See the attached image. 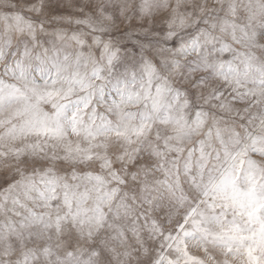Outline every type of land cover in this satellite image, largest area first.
I'll return each mask as SVG.
<instances>
[{
  "label": "snow or ice",
  "instance_id": "6c2138e0",
  "mask_svg": "<svg viewBox=\"0 0 264 264\" xmlns=\"http://www.w3.org/2000/svg\"><path fill=\"white\" fill-rule=\"evenodd\" d=\"M0 264H264V0H0Z\"/></svg>",
  "mask_w": 264,
  "mask_h": 264
}]
</instances>
